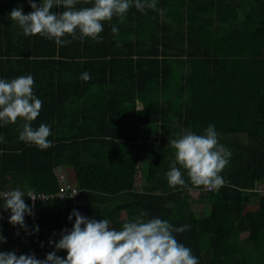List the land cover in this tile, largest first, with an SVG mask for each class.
I'll return each mask as SVG.
<instances>
[{"label": "trees", "instance_id": "1", "mask_svg": "<svg viewBox=\"0 0 264 264\" xmlns=\"http://www.w3.org/2000/svg\"><path fill=\"white\" fill-rule=\"evenodd\" d=\"M88 6L91 0L76 5ZM17 7L33 10L29 0H0V79L34 78L42 108L30 123L50 127L51 147L20 141L21 118L0 123V190L43 191L46 180L55 191L61 166L78 189L75 210L84 217L100 221L123 210V218L109 221L122 230L146 213L145 221L189 225L173 235L198 264H264V192L254 189L264 182V0H156L160 11L133 5L122 21L102 22V42L65 36L67 45L25 36L9 18ZM84 72L91 76L86 82ZM209 125L231 152L220 173L225 184L196 187L181 168L186 185L170 187L175 150L168 141L186 131L201 135ZM25 203L35 209L25 216L27 231L9 224L0 200L7 214L0 252L44 259L75 217L69 220L71 208L56 198ZM191 203L208 210L197 215Z\"/></svg>", "mask_w": 264, "mask_h": 264}, {"label": "clouds", "instance_id": "2", "mask_svg": "<svg viewBox=\"0 0 264 264\" xmlns=\"http://www.w3.org/2000/svg\"><path fill=\"white\" fill-rule=\"evenodd\" d=\"M77 3L78 0H40L37 5L34 0H29L33 9L30 13L24 14L17 7L11 10L9 18L18 23L25 36L41 35L53 39L56 44L67 45L71 41L63 40L65 36L102 42L99 36L103 31L102 22L110 21L114 16L122 21L133 5L139 11L156 9V0H91V6L82 8H77ZM54 6L65 10L54 12ZM111 32L117 34L118 29L112 27ZM90 78L88 72L80 76L85 82ZM34 83L30 74L10 81L0 79V123L14 124L18 118L23 119L26 123L19 140L47 149L51 147V141L47 139L51 134L50 127L41 124L34 129L30 123L42 108V101L33 94ZM168 143L175 150V159L166 173L170 187L186 185L181 168L196 187L218 190L225 184L220 173L227 166L231 152L218 143L214 125H209L201 135L186 131ZM76 194L74 192L68 198ZM25 196L33 202L36 199L19 188L0 192L3 209L11 213L9 224L27 231L25 216H32L33 209L25 203ZM144 215L147 214L142 213L123 223L122 230H116L110 228L107 219L96 221L73 210L68 217L69 220L75 217L71 230L61 232L60 239L54 242L55 250L47 253L44 259L34 254L18 256L15 251L0 252V264H198L191 249L173 235L186 231L189 225L173 227L160 218L145 221ZM38 231V226H33V232ZM4 241L5 238L0 236V242ZM59 250H65L66 257L58 256L56 251Z\"/></svg>", "mask_w": 264, "mask_h": 264}, {"label": "built area", "instance_id": "3", "mask_svg": "<svg viewBox=\"0 0 264 264\" xmlns=\"http://www.w3.org/2000/svg\"><path fill=\"white\" fill-rule=\"evenodd\" d=\"M54 171L57 173V179H58L57 180L58 185L55 191H52L49 188L48 182L45 180L43 176H41L42 179L45 180V189L43 191H37V192L32 191V190H29L26 192V193H31L34 197H36L34 202L27 196L23 197V199L24 200L27 199L31 204L35 202L45 203L48 199H51V198H56L58 200H61L65 206H67L71 201L75 203V197L77 194L72 198H68V196L72 195L74 192L78 193V189L72 184L67 182L61 167H56ZM8 190H12V189H3V190H0V192L8 191ZM6 216H7L6 213H0V221L5 219ZM71 228L72 226H70V229Z\"/></svg>", "mask_w": 264, "mask_h": 264}, {"label": "rangeland", "instance_id": "4", "mask_svg": "<svg viewBox=\"0 0 264 264\" xmlns=\"http://www.w3.org/2000/svg\"><path fill=\"white\" fill-rule=\"evenodd\" d=\"M65 178H66L67 182L71 184V177L68 178L67 175H65ZM140 179H141L140 166H138L136 168V170H135V174H134V177H133V187H134V189H137ZM254 189L258 190L260 192H264V182L262 180H257V182H255ZM196 195H197V192L194 191L192 193V197H196ZM78 204H79V201H78L77 195H76L75 203H73V201H71L67 206L71 208V211H73V210H75V206L78 205ZM191 206H192V209L194 210V212L197 215H200L204 210H208V205L205 204V203H191ZM34 210L35 209H33V212H34ZM124 216H125V212L123 210H113V211L105 214V218L108 221H111V220H114V219L123 218Z\"/></svg>", "mask_w": 264, "mask_h": 264}]
</instances>
